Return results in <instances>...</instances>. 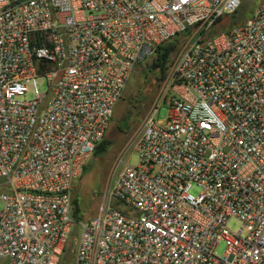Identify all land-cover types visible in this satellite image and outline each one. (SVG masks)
I'll list each match as a JSON object with an SVG mask.
<instances>
[{
  "label": "built area",
  "instance_id": "built-area-1",
  "mask_svg": "<svg viewBox=\"0 0 264 264\" xmlns=\"http://www.w3.org/2000/svg\"><path fill=\"white\" fill-rule=\"evenodd\" d=\"M242 3L0 0V264L61 263L76 181L135 67L180 35L168 116L143 120L138 165L118 158L98 215L78 220L73 262L264 264V0L213 32Z\"/></svg>",
  "mask_w": 264,
  "mask_h": 264
},
{
  "label": "rangeland",
  "instance_id": "rangeland-1",
  "mask_svg": "<svg viewBox=\"0 0 264 264\" xmlns=\"http://www.w3.org/2000/svg\"><path fill=\"white\" fill-rule=\"evenodd\" d=\"M260 2L261 0H243L242 6L237 10L236 14L228 13L226 15L229 17L227 23L242 24L246 22L253 16L254 10ZM225 23L219 24L215 30H219ZM186 39L187 35H180L177 38L178 47L173 59L181 50ZM153 59L154 57L151 56L135 67L125 92L115 107L114 117L105 136L111 142L108 149L99 156H95L93 153L88 159L86 170L76 181L74 198H77L80 205V213L72 227L70 247L63 264H74L73 251L78 243L81 231L78 220L90 221L98 215L106 191L116 179V172L120 169L118 167L115 170L118 158L126 151L125 159L128 160L129 164L136 166L140 163V157L135 151L133 143L143 120L157 106H160V111L156 114L158 120L164 121L168 116V107L164 103L163 93L172 64L166 75L162 76L158 70L152 69ZM37 83L40 92L50 94L48 81L45 76L39 77ZM34 95L32 86L25 98L31 99ZM129 107H132L133 111L123 116ZM191 192L198 194L200 189L197 185H194L191 188ZM2 207L3 203L0 202V209ZM228 224L235 231L242 228V221L237 218H232ZM244 232H246V229H244ZM225 252L226 244L221 241L215 253L217 256L223 257Z\"/></svg>",
  "mask_w": 264,
  "mask_h": 264
},
{
  "label": "trees",
  "instance_id": "trees-1",
  "mask_svg": "<svg viewBox=\"0 0 264 264\" xmlns=\"http://www.w3.org/2000/svg\"><path fill=\"white\" fill-rule=\"evenodd\" d=\"M238 11H236L234 14H236ZM228 16H224L222 18H220L217 21V24L214 27V31L213 32H222L226 29H228L233 23H227L228 22ZM226 22L225 25H223L222 27L215 30V28L217 26H219V24ZM177 38L175 37L173 40L164 43L162 45H159L154 54L152 55L154 57L153 59V64H152V69L153 70H158L159 73L162 76H165L166 73L168 72V69L170 68L172 61H173V55L175 53V51L177 50ZM133 111L132 107H129L126 111L125 114L123 116H126V114H128L129 112ZM122 129V128H121ZM107 134V133H106ZM106 136V135H105ZM110 140H108L107 138L104 137V139L97 145L95 151H94V155L95 156H99L102 155L103 153L106 152V150L108 149L109 145H110ZM86 170V167H85ZM84 170V171H85ZM79 213H80V205L77 201V198H74V202H73V215L78 218L79 217ZM69 247H70V243L69 245L65 248L63 257L61 259V263L63 264V262L65 261V256L67 254V252L69 251ZM74 254V251H73Z\"/></svg>",
  "mask_w": 264,
  "mask_h": 264
}]
</instances>
